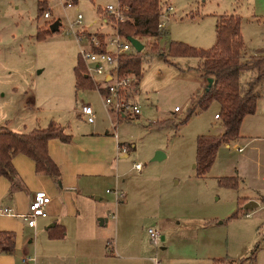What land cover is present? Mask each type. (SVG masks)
Here are the masks:
<instances>
[{
	"label": "rangeland",
	"instance_id": "1",
	"mask_svg": "<svg viewBox=\"0 0 264 264\" xmlns=\"http://www.w3.org/2000/svg\"><path fill=\"white\" fill-rule=\"evenodd\" d=\"M41 1L50 17L44 16L45 11L39 16V0H0V115L10 116L13 126L25 110L43 124L57 118L65 126H85L89 122L74 109L91 103L98 110L96 122L130 144L127 155L121 154L129 173L120 180L140 189L129 203L117 201L113 191L117 178H110L103 183L100 197L90 195L97 223L96 233L89 234L92 237L71 230L65 238L52 239L44 227L39 236L35 231L26 234L32 240L15 248V264H153V256L163 264L240 260L241 264H264V208L250 209V216L242 209L233 216L241 196L264 200V81L254 82L260 95L255 114L260 128L247 125L246 136L222 144L211 169L200 176L195 168L197 138L224 130L221 119L215 117L220 103L212 102L183 122L196 105L192 96L199 97L206 89L200 84L198 68L192 67L200 59L168 54L171 41L212 47L218 17L238 12L246 42L243 59L250 58L257 48H264V0H162L164 33L157 39L143 38L144 48L139 51L143 70L133 98L141 113L124 119L108 112L98 88H77L74 69L80 52L74 30H109L101 44L105 46L113 30L102 16L110 15L106 6L117 0H76L72 6H68L71 0ZM78 13L84 15L80 23ZM55 20L61 22L59 30L38 38L39 27L50 29ZM131 52L138 50L134 46ZM255 75V70H245L240 80L249 85ZM158 150L166 155L153 159ZM137 162L142 164L140 169ZM233 176L238 177L236 186L224 183ZM247 201L242 198L241 206ZM151 227L164 235L158 244L152 240Z\"/></svg>",
	"mask_w": 264,
	"mask_h": 264
},
{
	"label": "trees",
	"instance_id": "2",
	"mask_svg": "<svg viewBox=\"0 0 264 264\" xmlns=\"http://www.w3.org/2000/svg\"><path fill=\"white\" fill-rule=\"evenodd\" d=\"M116 3L121 6L124 16L123 19L110 13L109 16H105V23L111 25L112 34L134 36L142 41L145 37L157 39L164 33L163 27L159 25L163 15L162 0H117ZM44 11L42 1L39 0V16ZM51 32L53 31L48 27H39L37 37L44 38ZM107 33L109 32L89 30L86 32L88 36H97L101 44L104 43ZM153 46L156 48L155 43ZM244 47L241 17L234 13L221 14L218 17L217 40L210 48H198L181 41L170 42L169 55L199 57L201 59L199 67L203 74L213 78L211 85L206 87L201 96H192V102H196V105L182 121H187L194 112L207 109L214 101H218L221 106L218 114L224 131L219 134L203 133L197 138L195 168L200 176L206 175L211 169L222 144L239 138L244 117L256 112L259 93L254 89V82L264 81V54H255L244 60ZM118 68L121 73L136 75L139 80L143 70L141 52L121 54ZM74 69L77 88H95L96 84L87 74L80 57ZM245 70L256 71L249 85H244L240 80L242 71ZM52 137H59L64 141L70 140V134L65 132L63 126L56 121H50L47 126L35 127L27 132L0 128V175L8 177L11 186L17 187L20 176L14 166L13 158L17 153L23 152L35 160L38 172L49 174L60 181V168L48 152V140ZM128 147L130 148V144ZM224 183L236 186L238 177L233 176L230 181L224 180ZM241 204L242 202L233 216L236 217L243 211ZM64 234L63 229L59 235ZM15 246V232L0 230V251L10 252ZM242 261L234 264H241Z\"/></svg>",
	"mask_w": 264,
	"mask_h": 264
},
{
	"label": "crops",
	"instance_id": "3",
	"mask_svg": "<svg viewBox=\"0 0 264 264\" xmlns=\"http://www.w3.org/2000/svg\"><path fill=\"white\" fill-rule=\"evenodd\" d=\"M71 2L74 4L76 0H71ZM224 13H234L239 15L238 12ZM102 17L105 22L106 17ZM164 26H166V22ZM108 27L112 28L111 25ZM89 31L95 32L92 30ZM97 31L108 32L109 30ZM256 50L257 52L255 54H264V52H262V50H264L263 47H259ZM200 62L201 59L197 60L192 67L198 68L197 73L200 77V84L203 89L204 87H208L209 77L203 74V71L199 67ZM99 77L100 78L98 79L96 77L97 80L93 78L96 84L95 88L98 89V86L104 85L103 83L109 78V76H102V78L101 76ZM33 101V99L29 100L28 104ZM79 108L80 107H76L74 109L78 113V116L85 118V121L89 122L86 115L79 111ZM95 110L97 113L98 110L96 108ZM217 113H219V111L215 113V117L220 119V117L216 116ZM23 114L22 119L15 124L17 126H13V121L10 116L5 114L0 115V128L5 127L19 132H27L35 127L47 126L50 121H56L63 124V122L57 118H52L43 124L39 121L37 115L32 117L28 110H25ZM255 114L256 112L244 117L238 139L242 136H246L244 133L247 125H250L251 128L255 129L260 128L259 122L255 119ZM111 115L110 117L112 121L115 120V117H112ZM124 118L126 117H122V119ZM106 127L105 124L97 123L96 120L92 123L89 122V124L85 126L82 124L73 127L67 125L65 128L67 133L70 134L69 141H64L59 137H52L48 140V152L58 164L61 171L60 181L54 179L49 174L38 172L35 160L28 154L20 152L14 156L13 163L18 171L20 176L19 180H21L22 185L12 187L9 178L5 175H0V209L12 208L16 213H0V230H10L15 232V248L24 244L28 239L30 241L32 240V237L30 238L29 235L26 234L35 231L39 236V234L43 232L44 227L47 229L48 236L52 239L65 238L67 232H70L71 230H73L76 235L83 234L84 236L86 234L85 236L92 237L89 234L96 233L97 223L95 219L96 207L94 206V203L90 201V195L99 193L97 197H100V193L104 190L103 183L110 178H117V187L114 189H119L124 193L121 198L116 197L117 201H120L121 199L124 201L127 199V202L125 203H129L132 197L138 193L140 187H133L127 182V180H120L122 175L127 176L129 173V169H125V163H123V159L121 158L123 152H126L124 155H127V152H129V143L127 141H122L119 134L111 132L109 128ZM114 127L116 128V126ZM249 135L252 136L253 134ZM230 143L224 144L230 145ZM239 149L241 150L242 148ZM39 189L45 190L51 196V201L47 205L48 215L45 217H38L37 225L31 226L28 224L25 213L29 211L30 201L34 192ZM242 198L248 200L256 199L259 201L254 195L241 196V199ZM258 207L264 208V206L260 205ZM171 208L172 207H170V209ZM243 209L245 210L244 207ZM249 210L250 209H247L246 212ZM63 229L65 230V234L60 236L59 233H61ZM161 237L164 238V235L161 234ZM15 248L7 253L0 251V264H15Z\"/></svg>",
	"mask_w": 264,
	"mask_h": 264
},
{
	"label": "built area",
	"instance_id": "4",
	"mask_svg": "<svg viewBox=\"0 0 264 264\" xmlns=\"http://www.w3.org/2000/svg\"><path fill=\"white\" fill-rule=\"evenodd\" d=\"M73 3L68 2V6ZM107 11L123 19L122 8L118 3L107 4ZM173 6H168L171 10ZM45 17H50V10L44 12ZM84 15L78 13L77 22H82ZM165 21L160 22V27H163ZM78 41L80 42V58L86 63L87 74L94 79L97 76H109L103 83V86H98L102 97L110 113H117L122 117H135L141 113L139 103L133 98L135 91L133 88L136 84V77L132 74H124L119 71L118 59L121 54L129 53L134 45L126 36L119 33H114L106 40L105 46H101V41L98 37H89L84 31L78 32L74 30ZM84 32V33H83ZM85 41V42H84ZM101 47V48H98ZM97 75V76H96ZM139 93V92H138ZM178 109V107H176ZM79 111L86 115L89 122H95L96 113L93 106L89 103H82ZM219 117V114H216ZM136 168L142 167L141 162L135 163ZM117 198H121L124 193L119 189L113 190ZM51 201V196L43 189L36 190L32 196L29 205V211L25 213L28 224L31 226L37 225L38 217L48 215L47 205ZM260 206H264V200L259 202ZM3 214H16L12 208L0 209ZM251 212L247 211L246 215ZM152 240L158 244L161 238V232L153 227L149 228ZM153 264H163L158 256L151 257Z\"/></svg>",
	"mask_w": 264,
	"mask_h": 264
},
{
	"label": "water",
	"instance_id": "5",
	"mask_svg": "<svg viewBox=\"0 0 264 264\" xmlns=\"http://www.w3.org/2000/svg\"><path fill=\"white\" fill-rule=\"evenodd\" d=\"M60 24L61 22L59 20H55L54 22H52L50 24V29L55 32L57 30H59L60 28ZM128 39L131 40V42L133 43V45L136 47V49L138 51H141L143 48H144V43L137 37H134V36H128L127 37ZM209 84L208 86L211 85L212 81H213V78L212 77H209ZM165 152L161 151V150H158L156 152V154L154 155L153 159H161L165 156ZM259 206V201H257L256 199H249L245 204H244V208L245 209H253V208H256Z\"/></svg>",
	"mask_w": 264,
	"mask_h": 264
}]
</instances>
